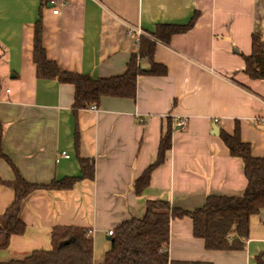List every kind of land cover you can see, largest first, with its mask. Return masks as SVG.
Listing matches in <instances>:
<instances>
[{"label":"crops","instance_id":"obj_1","mask_svg":"<svg viewBox=\"0 0 264 264\" xmlns=\"http://www.w3.org/2000/svg\"><path fill=\"white\" fill-rule=\"evenodd\" d=\"M50 1L0 0L2 150L31 184L81 178L80 158L93 161L94 178L68 190L30 193L19 214L25 233L0 250V262L51 250L53 229L73 226L91 231L93 264H103L109 232L143 217L147 202L167 201L193 212L209 196L246 192L244 163L231 156L220 133L233 135L239 126L253 156L264 157V79L246 71L254 35L264 41V0ZM195 17L189 31L169 37V27L186 26ZM39 21L47 58L61 70L93 79L122 75L145 38L155 43L153 60L166 74L140 76L135 99L104 96L96 109L75 115L74 86L37 76ZM130 28L143 35L129 36ZM169 129L166 161L138 194L136 180L157 159ZM16 178L0 157V216L15 201L3 182ZM169 255L176 261L257 264L258 256L264 260V208L251 216L243 250H208L194 236L190 217L173 219Z\"/></svg>","mask_w":264,"mask_h":264},{"label":"trees","instance_id":"obj_2","mask_svg":"<svg viewBox=\"0 0 264 264\" xmlns=\"http://www.w3.org/2000/svg\"><path fill=\"white\" fill-rule=\"evenodd\" d=\"M196 17L181 27H169V37L173 33L189 31ZM42 21L37 22L34 35V62L37 76L41 79H57L60 83L71 84L75 88L72 111L75 115L91 105H99L104 96L135 99L137 81L140 76H163L166 69L153 60L155 43L140 39V48L134 54L124 74L102 79L89 75L75 74L61 70L47 58L42 44ZM158 34V31H157ZM163 37L162 35H160ZM143 66H147L143 69ZM247 73L253 79H264V41L261 35L253 37V52L247 58ZM3 126L0 122V157L13 167L16 180L3 182L15 192V201L0 216V250L7 249L10 239L25 233V224L19 214L22 201L37 189L68 190L80 179L94 178V163L79 159L82 177L54 180L49 186L31 184L22 178L16 166L2 150ZM220 136L230 150L231 156L244 163L248 180L246 192L239 197L209 196L206 204L193 212L173 206L167 201H149L144 216L132 218L118 225L112 235L111 249L103 264H212L201 261H176L169 255L171 221L190 217L193 220V234L205 241L208 250H243L249 239L250 219L264 208V157H255L249 143L242 141L240 129L230 135L221 132ZM172 148V130L162 137L158 157L136 180V191L141 194L151 183L153 171L161 166ZM91 231L85 228L63 226L52 231L51 250L34 251L24 259L0 264H93L94 243ZM257 264H264L261 256Z\"/></svg>","mask_w":264,"mask_h":264},{"label":"built area","instance_id":"obj_3","mask_svg":"<svg viewBox=\"0 0 264 264\" xmlns=\"http://www.w3.org/2000/svg\"><path fill=\"white\" fill-rule=\"evenodd\" d=\"M57 1H59V0H51L50 1V4L52 5V6H56V4H57ZM54 13L55 14H58L59 13V11L58 10H55L54 11ZM127 34L129 35V36H136V37H140V36H142L143 35V31L141 30V29H134V28H130L129 30H128V32H127ZM91 107L93 108V109H96V107H97V105H91ZM262 120H264V119H262ZM217 121V120H216ZM61 157H68V154H67V152H62L61 153ZM109 235L112 237V235H114V230H111L110 232H109Z\"/></svg>","mask_w":264,"mask_h":264},{"label":"water","instance_id":"obj_4","mask_svg":"<svg viewBox=\"0 0 264 264\" xmlns=\"http://www.w3.org/2000/svg\"><path fill=\"white\" fill-rule=\"evenodd\" d=\"M147 66H143V69L146 68ZM214 129H217V126L215 125L214 126ZM111 239V238H110Z\"/></svg>","mask_w":264,"mask_h":264}]
</instances>
